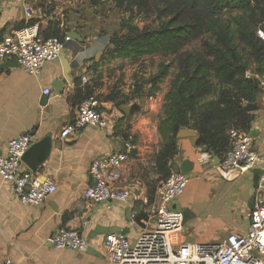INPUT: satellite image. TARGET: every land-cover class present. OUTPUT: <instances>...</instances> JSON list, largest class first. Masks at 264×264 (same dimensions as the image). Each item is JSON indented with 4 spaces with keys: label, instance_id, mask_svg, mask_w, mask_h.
I'll return each instance as SVG.
<instances>
[{
    "label": "crops",
    "instance_id": "1",
    "mask_svg": "<svg viewBox=\"0 0 264 264\" xmlns=\"http://www.w3.org/2000/svg\"><path fill=\"white\" fill-rule=\"evenodd\" d=\"M27 5L31 6L34 23L41 31L47 30L54 20H60L59 26L68 29L65 34L73 31L79 40L68 43L61 57L72 65L69 80L65 78L61 59L47 62L38 75L28 74L19 64L0 68V155L6 154L12 138L23 133H29L33 143L49 137L50 152L35 172L41 178L50 177L58 187L44 203L28 205L15 197L10 184L0 176V264L6 259L16 264H113L105 250V237L122 231L135 239L134 219L144 225L155 211L157 183L152 175L162 144L158 114L168 87L161 84L158 91H150L151 83L147 80L151 74L144 78L137 75L136 61L153 56L112 58L111 65L130 64L122 71L124 84L116 89L92 82L108 66L107 60L101 58L105 56L102 52L119 25L113 27L106 19L102 21L103 16L92 11L88 0H0V38L26 25ZM101 31L107 34L100 36ZM116 73V79L112 80L120 78V72ZM82 75L88 76V83L82 82ZM107 80L104 76L100 81ZM56 81L63 82L61 93L53 87ZM47 87L52 89L50 95L43 93ZM100 93L115 97L104 101L109 127L88 125L62 139L61 130L75 120L78 104ZM123 106L131 108L129 114L121 111ZM253 114L262 129L253 139L254 148L264 155V111ZM134 136L140 140L133 139ZM197 136L198 133L177 138L178 153L171 161L172 171L185 161L192 168L187 173L190 182L185 192L172 207L185 214L182 241L218 243L229 234H244L248 230L256 191L254 178L260 167L227 179L220 173L219 165L214 164L216 158L205 160L212 153L196 145ZM127 137L133 140L135 148L123 168L120 185L129 190V202L85 200L83 193L91 180V163L111 152L125 151ZM21 169L31 170L24 162ZM84 221L86 225L82 224ZM64 227L83 233L88 241L86 250L57 249L47 244L48 237Z\"/></svg>",
    "mask_w": 264,
    "mask_h": 264
},
{
    "label": "built area",
    "instance_id": "2",
    "mask_svg": "<svg viewBox=\"0 0 264 264\" xmlns=\"http://www.w3.org/2000/svg\"><path fill=\"white\" fill-rule=\"evenodd\" d=\"M32 19V8L27 5L26 25L0 38V64L14 59L28 74L38 75L47 62L61 59L68 43L74 38L70 34L45 37L37 23H29ZM257 35L264 41V29L259 28ZM246 76L258 79L264 101V74L249 69ZM81 80L83 83L89 82L87 75H82ZM43 93L50 95L52 89L47 87ZM104 104L96 95L82 100L78 104L75 120L62 128L60 137L68 138L88 125L108 128ZM248 133L235 127L228 130L229 145L219 164L223 171L239 169L241 174L260 167L254 205L249 212L250 226L244 234H229L218 243L182 241L180 233L185 214L172 207V203L185 192L190 177L187 173L172 171L158 184L155 211L147 223L142 225L135 219L132 222V228L137 232L135 239H130L122 231L109 233L105 237L104 246L110 261L113 264H264V155L254 148V140ZM32 144L33 138L29 133L12 138L6 154L0 155V176L10 184L19 201L40 205L58 187L50 177L41 178L33 170L21 169L23 157ZM134 145L133 140L127 138L125 151L111 152L91 163V180L83 193L85 200L92 203L109 200L129 202L130 192L120 183ZM205 160L212 161L213 155L207 154ZM82 224L86 225L87 222ZM47 244L57 249L76 251L88 247V241L79 229L67 227L53 232ZM4 264L16 263L6 259Z\"/></svg>",
    "mask_w": 264,
    "mask_h": 264
},
{
    "label": "trees",
    "instance_id": "3",
    "mask_svg": "<svg viewBox=\"0 0 264 264\" xmlns=\"http://www.w3.org/2000/svg\"><path fill=\"white\" fill-rule=\"evenodd\" d=\"M112 1L121 11L136 9L160 20L155 27L143 28L120 22L109 39L112 57H171L147 80L150 91H158L161 81L171 77L158 124L163 143L155 157L162 178L172 172L181 128L195 130L196 145L220 158L229 145L228 130L249 132L255 118L244 105L258 100L260 89L258 79L246 72L255 62L253 72L264 74V41L257 35L259 28L264 29V0ZM65 32L56 24L41 31L45 37H62ZM198 40L200 46L186 49Z\"/></svg>",
    "mask_w": 264,
    "mask_h": 264
},
{
    "label": "rangeland",
    "instance_id": "4",
    "mask_svg": "<svg viewBox=\"0 0 264 264\" xmlns=\"http://www.w3.org/2000/svg\"><path fill=\"white\" fill-rule=\"evenodd\" d=\"M88 1L90 2V6L92 8H94V9H92V11L94 13H96L97 16H101L102 15L103 17L101 18V20L104 21V19H106L105 22L108 23V24L112 23L113 27L120 25V22H122L123 20L126 21L127 24L136 25L139 28H143L145 26H147V27H151V26L155 27V26H157L160 23V20L157 18L156 15H151V14H147V13H139L136 9H133V10H130V11H127V12L125 11V9H123L124 11H121L119 8L116 7L115 3L112 0H88ZM93 1H95L96 4L92 3ZM52 3L55 4L56 2L53 1ZM228 14H229V11H227L225 13V19H228V17H229ZM83 16H84V14H83ZM53 23L56 24V26H58V25L61 24V21L60 20H54ZM113 27H111V29H113ZM119 28L120 27H118V29ZM62 29L65 30V31L68 30L65 26ZM115 31L116 30H114L113 33ZM104 34H107L106 31H101V35L100 36H103ZM111 37L112 36H110L109 39ZM200 44H201V41H199V40L191 42L190 44H188L186 46V49H192L193 47H198V46H200ZM111 48H112V45L110 44V41H108V44L106 45L104 51L102 52L103 53L102 56L103 55H105V56L101 57V58L107 60L108 66L106 67V69H102L101 73H99L98 75L94 76L92 78V82H94V84L98 85L99 87H104L106 85L108 89H110V88L116 89V88L119 87L120 84H124V82L121 80L122 77H124V73L122 71H123L124 68L128 69L130 67V64H127L126 62H120V63L114 62V64L111 65V63L109 61H111L112 58H114V57L111 56V53L108 52V50L111 49ZM170 60H171V57H164L162 55H154L153 57H147V58H144V59H139V60L136 61V64L138 65L137 66V71H138L137 75L139 77H141V78H144L146 76V74L153 75V74H155L158 71L159 64L161 62H169ZM105 64L106 63H104L102 66L105 67ZM257 66H258V64L253 62L250 68H251V70L254 71V70H256ZM173 70L174 69H172V71ZM116 71L120 72L119 73V77L120 78H118L117 80H115L116 77H117ZM151 75H150V77H151ZM104 76H106L108 78V80L106 82L105 81H100L102 79V77H104ZM112 77H114L115 79L112 80ZM170 81H171V77H167L163 81H161V83L159 85L162 84L165 87H168V89H169ZM106 96H107V94H105V93L97 94V97L101 101L107 100ZM161 114H162V107L160 108L159 114H158V116H159L158 117V124H159V121H160ZM158 132H159V130H158ZM160 136H161V134H160ZM133 139H135V140L137 139V141L140 140V138L139 137L137 138L136 136H134ZM161 139H162V137H161ZM161 143H163V139H162ZM161 147H162V144L160 146V149H161ZM177 153H178V147H177ZM154 166H155L156 171H155V174L152 175V178L157 183V186H156V189H157L158 184L164 178H162L161 174L158 172V170L156 168L155 161H154ZM150 171H151V167H150Z\"/></svg>",
    "mask_w": 264,
    "mask_h": 264
},
{
    "label": "water",
    "instance_id": "5",
    "mask_svg": "<svg viewBox=\"0 0 264 264\" xmlns=\"http://www.w3.org/2000/svg\"><path fill=\"white\" fill-rule=\"evenodd\" d=\"M70 35L73 36L74 39L79 40V36L75 32H70ZM62 65L64 67V75L67 80H69V73L72 70V65L68 63L67 60H64L61 58ZM18 62L16 60L10 61V62H5L0 65V68H6L10 66H17ZM53 87L57 93H61L62 87H63V82L62 81H56L53 83ZM121 111H123L125 114H129L131 111V108L129 106H123L120 107ZM245 111L249 113H255L257 111H264V101L262 99V96H259V99L256 100L255 102L252 103H246L244 105ZM262 132V129L258 125V120L257 118H254L252 122V127L249 131V136L251 138H256L260 135ZM197 132L193 129L189 128H181L178 133H177V138H184L188 136H196ZM50 152V138L46 137L42 141L38 143H33L32 146L29 148L27 153L23 157V162L26 163L31 170L36 171L38 167L45 161L47 158L48 154ZM214 158L217 159V161H214L215 165L220 164V159L217 156H213ZM192 168V164L189 161H185L182 166L179 169H176V172H182V173H188ZM218 169L220 173L227 179H233L239 175H241V172L239 169H233L229 171H223L219 166ZM259 174L255 175L254 178V186L255 188L258 187L259 184Z\"/></svg>",
    "mask_w": 264,
    "mask_h": 264
}]
</instances>
